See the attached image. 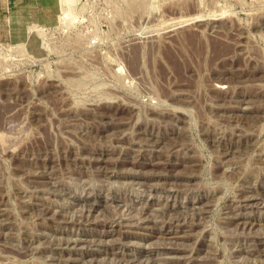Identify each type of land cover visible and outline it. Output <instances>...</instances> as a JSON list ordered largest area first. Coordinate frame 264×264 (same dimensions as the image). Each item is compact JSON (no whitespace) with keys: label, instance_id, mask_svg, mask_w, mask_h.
Masks as SVG:
<instances>
[{"label":"rangeland","instance_id":"obj_1","mask_svg":"<svg viewBox=\"0 0 264 264\" xmlns=\"http://www.w3.org/2000/svg\"><path fill=\"white\" fill-rule=\"evenodd\" d=\"M0 264H264V0H0Z\"/></svg>","mask_w":264,"mask_h":264},{"label":"bare ground","instance_id":"obj_2","mask_svg":"<svg viewBox=\"0 0 264 264\" xmlns=\"http://www.w3.org/2000/svg\"><path fill=\"white\" fill-rule=\"evenodd\" d=\"M172 58V57H171ZM74 243V242H73Z\"/></svg>","mask_w":264,"mask_h":264}]
</instances>
